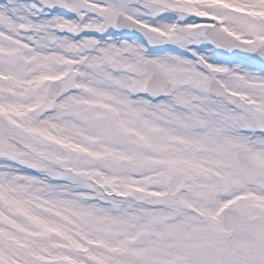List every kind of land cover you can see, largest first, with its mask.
Instances as JSON below:
<instances>
[{
	"label": "snow or ice",
	"instance_id": "6c2138e0",
	"mask_svg": "<svg viewBox=\"0 0 264 264\" xmlns=\"http://www.w3.org/2000/svg\"><path fill=\"white\" fill-rule=\"evenodd\" d=\"M0 264H264V0H0Z\"/></svg>",
	"mask_w": 264,
	"mask_h": 264
}]
</instances>
